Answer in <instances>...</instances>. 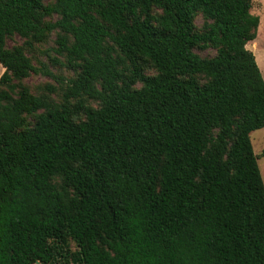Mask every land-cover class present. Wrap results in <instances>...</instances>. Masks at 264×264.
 <instances>
[{
	"label": "trees",
	"instance_id": "obj_1",
	"mask_svg": "<svg viewBox=\"0 0 264 264\" xmlns=\"http://www.w3.org/2000/svg\"><path fill=\"white\" fill-rule=\"evenodd\" d=\"M250 9L0 0V264H264L250 139L264 127V79L246 47L259 25ZM55 30L72 78L6 44ZM207 47L215 55L194 50ZM40 72L64 83L61 103L22 83Z\"/></svg>",
	"mask_w": 264,
	"mask_h": 264
},
{
	"label": "rangeland",
	"instance_id": "obj_2",
	"mask_svg": "<svg viewBox=\"0 0 264 264\" xmlns=\"http://www.w3.org/2000/svg\"><path fill=\"white\" fill-rule=\"evenodd\" d=\"M50 2L52 0H44ZM156 11V9H154ZM252 14L258 15L259 25L256 31V37L253 42L246 43V47L251 50L255 56L257 65L261 71L264 79V0H251ZM54 19V18H53ZM209 20L204 16L202 12H197L194 16V25L197 31H202L204 25ZM59 31L55 30L48 34L45 40L41 42H32V45L26 43V39L19 35H13L7 38L6 44L8 47L15 45H21L24 48L26 55L30 58L32 64L37 68L45 66L53 74L62 77L63 79L72 78L76 72L65 65L59 64L56 60L63 58L56 53V38ZM196 53L202 57H211L215 55V49L207 47L204 49L195 48ZM4 72V67L0 64V76ZM144 73L155 74L156 70L150 63H146L144 66ZM201 80L202 77H200ZM22 83L28 86L30 91L35 95L46 94L49 98L57 103H61L64 83L53 79L51 76L40 73H31L27 78L22 80ZM136 86H140L137 84ZM74 102V100H72ZM87 104L92 107H98V102L95 100H88ZM84 114L80 113L77 120L84 119ZM31 119V118H30ZM251 144L253 151L258 155V165L263 177L264 182V155L262 150L264 148V127L253 130L250 133ZM71 247L75 248V243L71 242ZM37 264V263H35Z\"/></svg>",
	"mask_w": 264,
	"mask_h": 264
}]
</instances>
